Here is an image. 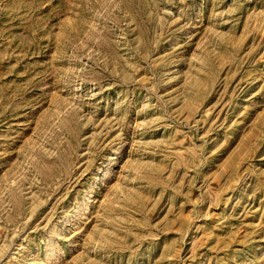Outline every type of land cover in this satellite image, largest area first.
Listing matches in <instances>:
<instances>
[{"label":"rangeland","instance_id":"rangeland-1","mask_svg":"<svg viewBox=\"0 0 264 264\" xmlns=\"http://www.w3.org/2000/svg\"><path fill=\"white\" fill-rule=\"evenodd\" d=\"M0 264H264V0H0Z\"/></svg>","mask_w":264,"mask_h":264}]
</instances>
